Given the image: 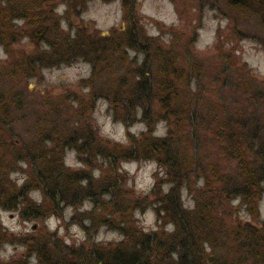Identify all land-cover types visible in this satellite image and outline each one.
I'll return each instance as SVG.
<instances>
[{
    "label": "rangeland",
    "instance_id": "1",
    "mask_svg": "<svg viewBox=\"0 0 264 264\" xmlns=\"http://www.w3.org/2000/svg\"><path fill=\"white\" fill-rule=\"evenodd\" d=\"M134 2L133 8H122L123 0H11L8 7L11 14L3 16L7 31L0 37V95L6 100L5 112L1 113L0 106V184L7 182L15 190L25 186L32 170L54 159V151L64 169L87 172L94 188H110L107 185L116 182V177L111 176H116L118 169L121 176L115 201L111 196H98L97 206L88 201L77 207L64 203L58 214L52 213L43 219L21 217L20 209L24 205L20 203L12 208L10 196L0 189V264H39L38 246L44 248L49 264L57 261L69 264L67 246L73 251L91 248L94 244L118 245L125 240L119 229L123 230L121 221L125 215L131 219L129 222L128 218L125 228L135 227L144 233L159 229V216L153 205L131 209V212L119 211L133 205L137 198L145 197L157 182L163 183L159 186L162 192L168 190L157 163L145 158L127 159L116 163L115 171H109L103 155L118 152L117 146L126 147L147 131L141 121V108L125 110L112 99L116 95L139 97L129 87L145 62L143 50L149 42L152 41L148 65L152 71L161 68L163 60L165 73L169 69L180 72L181 68L185 73L190 71L189 75L174 76L177 95L191 96L198 88L209 86L195 95L206 96L204 100L208 97L211 102L226 97L231 113L246 111L252 117L249 123L257 125L256 128L263 122L245 96L237 97L236 92L240 91L236 86L221 88L220 95L210 88L214 85L212 76L221 66L230 68L228 72L235 79L244 67L250 76L264 83V23L258 17L264 11L260 5L262 0H243L244 6L240 7H233V0ZM0 3L8 6L7 1ZM53 14L57 19L54 23L49 22ZM38 17L42 19L37 23H47L38 24L40 28L43 26L39 30L43 41L35 43L24 36ZM135 29L142 34L138 46L141 52L128 47L112 48L104 51L103 60L93 68L89 62L92 53L81 50L83 43H101L103 38L116 41L118 34L135 32ZM19 33L22 37L13 41L12 37ZM65 38L70 39L71 47L64 45ZM46 40L52 42L51 48L62 53L65 61L60 58L56 63L45 61L37 65L33 61L32 67L26 65L29 56L36 60L42 52L53 54ZM194 68L197 73L191 72ZM238 68L242 69L237 73ZM160 111L154 107L155 115L164 113ZM166 135L167 124L159 121L148 136ZM185 144L188 153L193 155L191 145ZM200 147L202 160H205L204 150L208 149L211 156L207 160L211 164L220 162L225 171L234 170L235 159L215 152V142H201ZM11 154L15 157L12 167L8 163ZM100 168L108 170L104 181L98 178ZM202 187L203 182L193 178L191 188L200 191ZM261 188L263 195L258 202L257 216L251 215L240 199H235L228 206L233 215L221 217L230 224L263 222L264 183ZM149 195L147 201L155 200L154 195ZM26 196L33 204L43 200L42 192L36 189L29 188ZM180 201L183 209H194V198L187 188L182 189ZM225 207L221 206L218 213ZM107 216L110 219L103 218ZM162 228L167 234L173 230L172 225Z\"/></svg>",
    "mask_w": 264,
    "mask_h": 264
},
{
    "label": "trees",
    "instance_id": "2",
    "mask_svg": "<svg viewBox=\"0 0 264 264\" xmlns=\"http://www.w3.org/2000/svg\"><path fill=\"white\" fill-rule=\"evenodd\" d=\"M6 1L7 7L0 3V23L2 22L0 37H3L1 33L7 31L3 16L11 14L8 9L12 4L11 0H0V2ZM242 2L243 0H233L232 6H244ZM260 5L264 8V0ZM127 6L133 8L134 0L131 3L123 0L122 8ZM258 17H261L264 23V11L260 12ZM40 19L42 18L38 17L33 28L24 36L35 43L43 41L39 33L43 26L40 28L38 24L47 23V21L37 23ZM49 19V22L57 21L54 14ZM140 35L142 34L138 33L137 29L135 32L131 30L122 32L118 34L116 41L103 38L100 39L101 43H83L81 50L85 49L84 51L92 53L93 58L89 62L94 68L103 60L104 51L112 48H114L112 50H120L128 47L141 52L138 47L141 41ZM21 37L22 34L19 33L12 39L15 38L13 41H16ZM69 40L65 38L64 45L71 47ZM151 42L145 45L143 50L146 54L145 62L133 76L134 82L129 87L130 91L138 94L139 97L133 99L135 96L116 95L112 99L114 102H119L120 107L125 110L131 108L134 111L141 108V121L146 125L147 131L142 132L140 139L132 141L130 145L117 146L118 152L107 155L103 153V155L108 162L109 171H115L117 169L115 164L127 159L145 158L157 163L159 171L165 177L168 190L162 192L159 186L163 183L157 182L145 197L137 198L133 205L119 211L131 212V209H144L153 205L159 216V229L144 233L135 227L125 228L129 218V215L128 218L125 215L124 219H121L123 230L119 228L125 239L123 242L115 246L94 244L91 248L82 247V250L73 251L67 246L69 264H264V221L252 223L237 221L230 224L221 217L233 215L228 206L235 199H240L251 215L257 216L258 202L263 195L261 184L264 183V83L250 76L244 67L239 73L240 76L235 79L228 72L230 68L221 66V70L212 76L214 85L210 87L215 94L220 95L221 88L236 86L235 88L240 91V93L236 92L237 97L245 96L263 119L256 128L257 125L252 126L249 123L252 117L246 114V111L238 113L229 111L230 108L225 102L226 97L211 102L208 97L204 100L206 96L195 95L209 86L198 88L194 95L189 93L191 96L177 95L173 84L174 76L176 78L187 73L189 75L190 71L185 73L181 68L180 72L169 69L165 73L164 60L161 64L162 69L152 71L148 65ZM2 44L7 48L9 46L4 41ZM48 44L53 50L51 56L47 52H42L36 60L33 56H29L28 59L26 57V65L32 67L33 61L37 65L45 61L56 63L60 58L61 61H65L59 50L51 48L52 42ZM242 68H238L237 73ZM192 71L197 73L198 70L194 68ZM157 93H161V96L157 97ZM0 99H2L0 100L2 113L6 110V100L1 95ZM154 107L164 113L155 115ZM215 108L216 111H213ZM159 121L167 124V135L163 138H150L148 135L154 131L155 124ZM178 131H183L184 134L181 135ZM201 142L204 144L215 142V152H222L224 156L235 159L236 166L232 167L234 170L225 171V167L223 168L220 162L211 164V160H207L211 156L208 149L204 150L205 160H202ZM185 143L191 145L192 156L188 153ZM12 151L14 155L13 148ZM53 156L54 159L47 161L48 163L42 165V168L32 170L27 184L18 190H15L14 186L9 188L7 182L0 184L2 193L9 195L13 201L12 208L18 207L20 203L24 205V208L20 209L21 217L30 215L33 218L43 219L49 214H58L60 205L64 203L65 206L77 207L78 204L88 201L97 206L98 196H111L112 201H115L120 189L119 169L116 171V176H111L116 177V182L108 184L110 188L101 186L97 189L94 188L93 179L87 172L78 173L68 168L64 169L57 158V151H54ZM13 162L15 157L11 154V160L8 161L11 167ZM99 171L98 178L104 181L105 176H108V170L100 168ZM2 176L4 177V174ZM193 178L203 182L200 191L191 188ZM29 188L42 192L41 203L33 204L27 198L26 193ZM185 188L194 198L195 205L192 211L183 209L180 201L181 191ZM148 195L150 197L154 195L155 200L147 201ZM225 205L227 207L218 213L219 208L221 206L224 208ZM103 218L110 219V216ZM130 220L129 218V222ZM89 221L92 222L91 219ZM164 225L173 226L170 234L163 230ZM36 251L39 264H49L44 248L38 246ZM53 264L61 263L57 261Z\"/></svg>",
    "mask_w": 264,
    "mask_h": 264
}]
</instances>
